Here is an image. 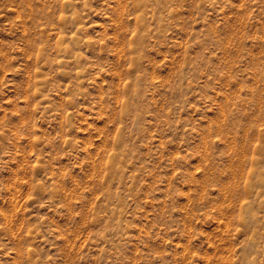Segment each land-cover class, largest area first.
<instances>
[{"label":"rangeland","instance_id":"1","mask_svg":"<svg viewBox=\"0 0 264 264\" xmlns=\"http://www.w3.org/2000/svg\"><path fill=\"white\" fill-rule=\"evenodd\" d=\"M0 264H264V0H0Z\"/></svg>","mask_w":264,"mask_h":264}]
</instances>
